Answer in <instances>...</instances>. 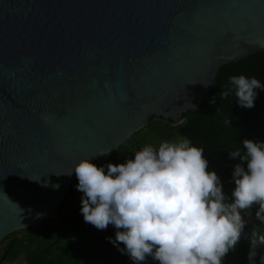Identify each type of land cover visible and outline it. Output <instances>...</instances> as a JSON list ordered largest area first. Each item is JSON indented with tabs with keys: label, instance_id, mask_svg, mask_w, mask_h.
Wrapping results in <instances>:
<instances>
[{
	"label": "water",
	"instance_id": "95a60500",
	"mask_svg": "<svg viewBox=\"0 0 264 264\" xmlns=\"http://www.w3.org/2000/svg\"><path fill=\"white\" fill-rule=\"evenodd\" d=\"M264 50V0H0V243L58 218L76 178L221 65Z\"/></svg>",
	"mask_w": 264,
	"mask_h": 264
},
{
	"label": "clouds",
	"instance_id": "9594fccd",
	"mask_svg": "<svg viewBox=\"0 0 264 264\" xmlns=\"http://www.w3.org/2000/svg\"><path fill=\"white\" fill-rule=\"evenodd\" d=\"M241 107H254L264 85L244 75L231 76ZM213 96L210 102L214 103ZM230 124V120H225ZM246 151L229 152L230 159L247 161L234 166L232 202L223 192L215 171H208L203 148L187 138L163 141L158 148L148 145L122 164L98 167L88 158L75 166L77 190L83 193L81 213L85 223L98 230L110 224L117 231L110 242L124 245L134 264L152 257L159 264H222L223 258L240 241L246 221L241 215L258 205L256 218L264 223V142L243 140ZM249 264H256L257 249L264 246V231L254 228L248 236ZM264 264V255L260 256Z\"/></svg>",
	"mask_w": 264,
	"mask_h": 264
},
{
	"label": "trees",
	"instance_id": "16d2710c",
	"mask_svg": "<svg viewBox=\"0 0 264 264\" xmlns=\"http://www.w3.org/2000/svg\"><path fill=\"white\" fill-rule=\"evenodd\" d=\"M244 75L255 77L264 85V50L228 62L219 67L215 83L205 93L202 103L194 110L182 114L183 120L177 125L151 115L149 123L135 132L126 142L99 159L93 161L98 167L104 164H122L134 159V153L143 147L152 145L158 148L163 141L173 142L187 138L193 146L203 148V155L208 161V171H215L223 185V192L232 202L235 188L232 173L234 166L242 164L247 170V161L239 158L230 159L229 152L246 149L243 140L264 142V89H255L258 93L254 107H241L235 96V90L227 98L220 96L225 87H231V76ZM216 97L215 102H210ZM230 120V124L225 123ZM77 177L57 209L58 218H50L26 229L8 234L0 243V264H134L122 243L115 240L117 229L109 225L105 230H98L85 223L80 211V194L76 201L66 204V199L77 190ZM258 205L247 213L252 217L245 224L244 233L235 246L223 258L222 264H249L250 236L254 228L264 231V223L256 218ZM264 255V246L257 249L256 264Z\"/></svg>",
	"mask_w": 264,
	"mask_h": 264
},
{
	"label": "crops",
	"instance_id": "0c3cea01",
	"mask_svg": "<svg viewBox=\"0 0 264 264\" xmlns=\"http://www.w3.org/2000/svg\"><path fill=\"white\" fill-rule=\"evenodd\" d=\"M242 217L245 219L246 223H249L252 220V217L246 214L243 210L241 211ZM140 264H159L158 261L152 259V257H147L145 261L140 262Z\"/></svg>",
	"mask_w": 264,
	"mask_h": 264
},
{
	"label": "rangeland",
	"instance_id": "374dc122",
	"mask_svg": "<svg viewBox=\"0 0 264 264\" xmlns=\"http://www.w3.org/2000/svg\"><path fill=\"white\" fill-rule=\"evenodd\" d=\"M107 165L108 164H104V165H101L102 167L105 168V171H107ZM99 166V167H101ZM82 194L81 191H73L69 196L68 198L66 199V204L70 203V202H74L77 200L78 196ZM37 225H35L34 227H36Z\"/></svg>",
	"mask_w": 264,
	"mask_h": 264
}]
</instances>
